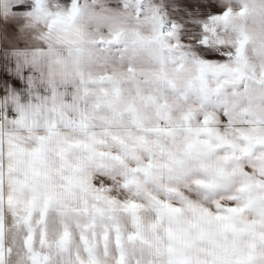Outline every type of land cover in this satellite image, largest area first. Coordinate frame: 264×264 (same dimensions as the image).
Returning <instances> with one entry per match:
<instances>
[{"label": "clouds", "instance_id": "clouds-1", "mask_svg": "<svg viewBox=\"0 0 264 264\" xmlns=\"http://www.w3.org/2000/svg\"><path fill=\"white\" fill-rule=\"evenodd\" d=\"M0 264H264V0H0Z\"/></svg>", "mask_w": 264, "mask_h": 264}]
</instances>
